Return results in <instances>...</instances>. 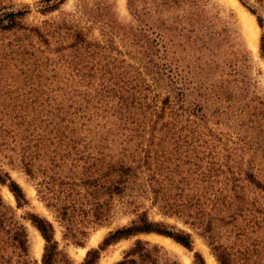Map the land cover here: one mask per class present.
<instances>
[{"label":"trees","instance_id":"1","mask_svg":"<svg viewBox=\"0 0 264 264\" xmlns=\"http://www.w3.org/2000/svg\"><path fill=\"white\" fill-rule=\"evenodd\" d=\"M63 1L36 8L45 15ZM197 1L125 0L127 21L105 0H81L38 24L23 22L26 5L0 12L1 162L20 169L72 244L82 246L88 228L117 208L131 215L74 262L52 221L26 211L43 242L37 263L25 227L0 198V264H96L107 246L151 233L188 251L194 233L217 264H264V97L234 62L201 76L170 49L171 34L155 29L180 11L177 36L214 45L210 35L207 47L201 39ZM237 1L262 29L264 0ZM92 27L99 39L88 37ZM258 51L264 58L263 32ZM0 185L16 208L28 204L1 163ZM152 207L190 231L149 218ZM204 260L192 251L191 264ZM111 264L179 262L135 238Z\"/></svg>","mask_w":264,"mask_h":264},{"label":"rangeland","instance_id":"2","mask_svg":"<svg viewBox=\"0 0 264 264\" xmlns=\"http://www.w3.org/2000/svg\"><path fill=\"white\" fill-rule=\"evenodd\" d=\"M38 1L39 0H0V12L7 9L21 8L26 5L30 10L24 15L22 19L23 22L27 24H38L42 20L54 18L62 12H71L80 4L81 0H64L59 5L58 9L46 13L45 15L37 10L36 4ZM105 1L111 4L114 13L120 20L127 21L130 19L125 8V0ZM197 2L198 9L196 14H203L204 17L202 23L205 29H203L202 32L199 31V33H205V35L202 36L201 39L206 41L205 44L207 47L208 41L206 40V36L210 35L214 38L212 39L215 43L214 45L209 48L202 47L204 44L201 46L200 42L193 38L194 34L189 32L186 33L187 37L185 38L178 37L179 15L184 14L180 11L172 12L165 17L162 16L161 19L157 21L155 26L156 31L170 33V49L175 50L179 57H183L184 64L192 68H201V76L206 75L203 70L207 71L209 67H211V70L216 71L223 67L222 63L224 61L225 63L234 62L242 68L245 79L255 87V91L264 97V58L259 55L258 51L260 33L263 32L264 34V23L263 28L260 29L255 22L254 16L237 1L243 8V11H245V17L248 21H251L255 28L256 39L255 42L252 43V40H250L251 30L242 20L239 9L236 7L237 5L233 0H198ZM88 37L99 39L98 30L92 27ZM181 47H184V50L180 51ZM210 61H212V63H210ZM1 161L0 159L1 167L7 170L10 177L22 187L28 204L21 208H16L13 197L12 199L9 197V191L2 185H0V198L4 204L11 207L16 220L25 227L27 232L28 254L30 257L34 258L37 263H39L43 242L39 238V234L30 226L29 222L24 219V213L26 211L39 213L52 221L54 238L58 242V246L62 247L68 257L74 262H78L82 259L85 250L90 247H96L109 230L126 224L131 218L129 213H122L117 208L106 223L88 228V234L83 239L82 246L72 244L69 240H63L61 238L62 227L53 220L50 212L46 210L42 203L36 198L33 185L20 169L18 167L12 168L7 166ZM142 202L145 206L148 205L147 199L144 198ZM148 216L153 220H163L166 223L174 224L179 228L190 231L187 227L183 226L179 220L161 216L156 212L154 207L148 210ZM93 238H96V240L92 241ZM135 238H140L159 245L172 258H175L179 264H191L192 251L199 252L207 264H211V259L213 258L204 241L194 233H192V251H188L180 245L181 248L179 249L167 247L150 239L149 234H140L132 238L119 240L107 246L100 252L96 264H111L120 259L123 252L131 245ZM8 251L9 249L7 252Z\"/></svg>","mask_w":264,"mask_h":264},{"label":"bare ground","instance_id":"3","mask_svg":"<svg viewBox=\"0 0 264 264\" xmlns=\"http://www.w3.org/2000/svg\"><path fill=\"white\" fill-rule=\"evenodd\" d=\"M233 2L237 5L236 7H238V9H239V14H240L242 20L250 28V30H251L250 31V33H251V39L250 40H252V43H254L255 39H256V34H255V28L253 27V24L251 23V21H248L247 18L245 17V13H244L245 11H243V8L240 6V4L236 0H233ZM8 195L12 199V195L9 192H8ZM149 237L153 241L158 242V243H160L162 245H165L167 247H173V248H177V249L181 248L177 243L172 241L170 238H167V237H164V236H160V235H157V234H149ZM39 238L41 239V237H39ZM95 240H96V238H93L92 241H95ZM211 264H217L213 258L211 259Z\"/></svg>","mask_w":264,"mask_h":264}]
</instances>
